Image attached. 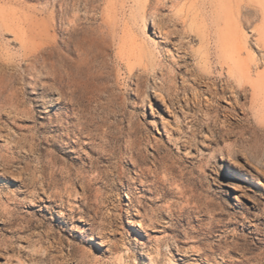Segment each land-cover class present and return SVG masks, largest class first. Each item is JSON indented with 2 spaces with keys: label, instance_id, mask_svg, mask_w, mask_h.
<instances>
[{
  "label": "rangeland",
  "instance_id": "rangeland-1",
  "mask_svg": "<svg viewBox=\"0 0 264 264\" xmlns=\"http://www.w3.org/2000/svg\"><path fill=\"white\" fill-rule=\"evenodd\" d=\"M254 168L264 0H0V264H264Z\"/></svg>",
  "mask_w": 264,
  "mask_h": 264
},
{
  "label": "bare ground",
  "instance_id": "bare-ground-1",
  "mask_svg": "<svg viewBox=\"0 0 264 264\" xmlns=\"http://www.w3.org/2000/svg\"><path fill=\"white\" fill-rule=\"evenodd\" d=\"M164 36L167 37V34H164ZM52 80L54 82H56V80H57L56 76H53ZM220 81H222V84L220 85V88H216V89L213 88L215 86L216 82L215 83L211 82V83L214 84L213 87H212V84L211 83L205 82L203 84L206 87L205 90H202V91L194 90L192 92L193 97L190 100H186L188 102H192V104H191V106L189 108H191V109H198L200 111V109H201V107L199 106L200 105V97L203 94H208L209 96H212L213 95V97L220 96V98H221L222 95H225V94L227 95V93H229V96L231 98H234V99H238L237 97H239V98H242V97L246 98L247 97L245 86H240V84H234V83H232L231 81H229L227 79L226 80H220ZM182 90L183 91H187L188 88L186 86H183L182 87ZM241 106H243V105H241ZM238 107H239L238 106V103L235 100L233 109L236 111ZM204 109H205L206 112H212L214 110V109L211 110V108H210L209 105H205ZM246 113L247 112L243 113V116L239 118V123H240L242 129L243 130H246V129H249L250 130L252 128L253 129H256V126L255 125H253V124L251 125L250 119L249 118H246ZM214 133H216V132H214ZM91 137H93V136H91ZM213 140H214V138H213ZM100 141H103V138H100ZM97 147H98V150H95L94 149V146H93V149L94 150H92V152H93V154H96L98 156V159L96 160L95 163L94 162H91V170L94 169V170L99 171V176H101V175H104V171H101V168L98 166V160L104 159L103 152H108V150H106V145H104V144H102V145L99 144V145H97ZM128 150L132 154V157L134 155V156H137L138 159H140V157H139L140 151H139V149L137 147L132 146ZM112 156H114V154ZM231 161H232L231 162L232 164L230 166V170H231L232 174L234 176H236V178H238L240 180H243V181H246V182L252 184L253 186L255 185V186L260 187V182L258 184L259 179H257L256 177H254L250 173V170H249L250 163L247 160H245L244 163H239V162H237L235 160H231ZM155 162H156V160H155ZM229 163H230V161H229ZM254 169H255L256 172L261 173L263 175V178H264V172L262 170H259L258 168H254ZM71 175L72 174H68L67 177H64L62 171L53 170V175H51L52 178H50L48 182H45L44 181V182L41 183L40 181H37V182L31 181V185L36 186L38 183L43 184V187L41 189L40 188L39 189L40 190H43L44 188H46V191H48L51 188V186L55 184V182L57 183V182H59L61 180H64L66 178H68V179L70 178L69 180L75 181L74 179H71ZM75 176H76L75 179H78V181H81L82 178L78 174H76ZM56 177H59L58 180H55ZM97 180L98 179L95 178L93 181L96 182ZM261 187H262V185H261ZM91 189H92V185L91 184H88L87 190L90 191Z\"/></svg>",
  "mask_w": 264,
  "mask_h": 264
}]
</instances>
